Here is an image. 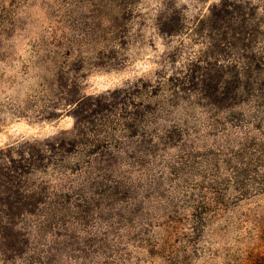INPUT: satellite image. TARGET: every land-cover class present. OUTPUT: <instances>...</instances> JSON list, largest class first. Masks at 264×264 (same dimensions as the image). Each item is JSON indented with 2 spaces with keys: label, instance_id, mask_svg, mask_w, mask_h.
Returning a JSON list of instances; mask_svg holds the SVG:
<instances>
[{
  "label": "rangeland",
  "instance_id": "obj_1",
  "mask_svg": "<svg viewBox=\"0 0 264 264\" xmlns=\"http://www.w3.org/2000/svg\"><path fill=\"white\" fill-rule=\"evenodd\" d=\"M221 4L263 17L0 0V264H264V100L207 60Z\"/></svg>",
  "mask_w": 264,
  "mask_h": 264
},
{
  "label": "trees",
  "instance_id": "obj_2",
  "mask_svg": "<svg viewBox=\"0 0 264 264\" xmlns=\"http://www.w3.org/2000/svg\"><path fill=\"white\" fill-rule=\"evenodd\" d=\"M240 7L216 6L201 26L214 23L212 29L221 32L219 46L208 48L210 65H219L226 78L222 92L225 99L235 103L238 95H250L255 101L264 100V13L258 19L239 20ZM262 41H259V39ZM242 45V46H241ZM219 55L217 62H211ZM206 64V63H204ZM223 98V97H222ZM256 107H259L257 104ZM78 132L65 138L74 139ZM76 143V140H70Z\"/></svg>",
  "mask_w": 264,
  "mask_h": 264
}]
</instances>
